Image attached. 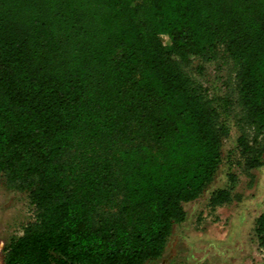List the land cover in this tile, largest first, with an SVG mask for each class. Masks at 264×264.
Returning <instances> with one entry per match:
<instances>
[{
    "label": "trees",
    "instance_id": "1",
    "mask_svg": "<svg viewBox=\"0 0 264 264\" xmlns=\"http://www.w3.org/2000/svg\"><path fill=\"white\" fill-rule=\"evenodd\" d=\"M219 51L233 66L236 150L258 168L264 0H0V180L34 207L1 264L161 256L229 135L226 113L185 71ZM229 181L211 208L231 201ZM253 232L264 250V211Z\"/></svg>",
    "mask_w": 264,
    "mask_h": 264
},
{
    "label": "rangeland",
    "instance_id": "2",
    "mask_svg": "<svg viewBox=\"0 0 264 264\" xmlns=\"http://www.w3.org/2000/svg\"><path fill=\"white\" fill-rule=\"evenodd\" d=\"M166 37L162 36V40ZM187 74L199 82L229 126L222 145L221 163L205 191L195 200L184 203L185 219L172 226L164 251L145 264H264V250L257 245L253 232L258 215L264 211V163L245 170L236 150L239 107L233 81L231 60L223 51L210 60L195 59ZM233 176L231 201L211 208L212 191L228 187ZM34 218L28 192L9 188L0 180V264L3 248L20 236Z\"/></svg>",
    "mask_w": 264,
    "mask_h": 264
}]
</instances>
